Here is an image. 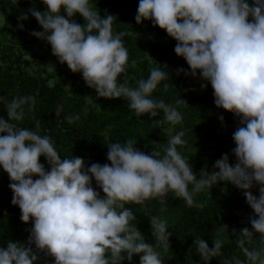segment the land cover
<instances>
[{"label":"clouds","instance_id":"obj_1","mask_svg":"<svg viewBox=\"0 0 264 264\" xmlns=\"http://www.w3.org/2000/svg\"><path fill=\"white\" fill-rule=\"evenodd\" d=\"M41 3L44 11L33 2L20 12L18 28L23 30V22L34 18L42 31L29 35L50 45L61 65L82 74L96 97L124 99L137 117L147 114L152 119L162 112L157 125L182 124L179 106L188 104L176 89L175 105L153 96L162 81L164 91L174 87L167 64L151 59L155 66L149 68L147 79L128 74L129 53L122 38L132 33L113 32L116 16L105 10L101 17L90 0ZM77 15L83 24L76 22ZM135 21L138 25L149 21L175 40L176 56L188 65L178 67L175 74L198 79L201 90L210 84L216 108L234 115L235 147L230 153L234 162L224 153L210 170L205 166L195 173L190 160L178 151L177 146L186 144L184 130L170 136L166 146L151 142L155 147L150 152L139 150L134 139L108 143L104 164L89 165L76 156L61 158L52 139L38 134L39 124L30 130L16 123L24 120L26 106L29 112L35 107V96H0L7 114L0 116V168L10 179L11 204L20 209L21 221L33 222L26 242L8 240L0 247V264H49V257L51 264L125 260L131 264L134 255H139L140 264H163L156 248L164 253L170 248L167 220L151 217L154 245L125 205L156 198L165 205L164 197L172 192L187 205L204 208V202L194 200L195 194L221 182L242 193L252 210L248 226L229 230L228 225L217 224L212 246L196 235L189 253L195 251L204 264L216 257L220 264H264V0H139ZM46 69L55 71V65L50 62ZM120 77L123 82L118 84ZM66 119L72 123L79 116ZM219 121L224 126L223 115ZM40 157L46 159L47 170ZM226 242L236 250L225 252Z\"/></svg>","mask_w":264,"mask_h":264},{"label":"trees","instance_id":"obj_2","mask_svg":"<svg viewBox=\"0 0 264 264\" xmlns=\"http://www.w3.org/2000/svg\"><path fill=\"white\" fill-rule=\"evenodd\" d=\"M33 2L38 10H45L41 0H0V13L8 10L0 27L5 39L22 44L25 42L21 36L25 32L41 29L32 17L23 22V30L17 26L20 12L30 8ZM90 3L96 7V10H100L101 17L105 10L116 16L117 21L113 24L114 33L118 31L132 33L122 38L129 53V75L133 74L136 79H147L149 68L155 66L153 61L159 65L169 66L171 84L175 88L169 87L164 91L165 81H162L153 96L175 105L176 91L180 93V98L188 104V106H179V111L184 117L182 124L157 125L155 120L163 116L162 112L159 117L152 119H149L147 114L137 117L134 111L127 107L128 102L124 99L99 98L95 104H91L88 101L96 92L86 86L82 74L72 73L66 64L61 65L57 59L55 71H49L41 66L33 69L31 67L33 62L28 58H22V52H15L12 45H0V96L7 95L11 99L16 95H33L36 98V105L32 111H27L26 106V116L24 120L16 122L18 126L35 130L39 124L38 134L48 135L52 139L61 158L72 156L83 158L92 152H97L96 163L100 164L108 163L106 159L108 143H123L128 139H134L139 150L150 152L155 147L151 142L166 146L170 136L184 130L186 134L183 139L186 144L183 147L177 146L178 151L190 160L195 173L198 174L205 166L210 170L215 160L220 158V147L225 144H230L228 153L231 163L230 153L235 147L232 133L237 127V121L232 113L216 108L210 84L206 89L201 90L198 79L175 74L178 67L188 69L186 61L177 57L174 52L176 41L168 37L167 33L158 26L154 28L149 21H145L142 25L136 24L135 16L139 0H90ZM62 14H64L63 10ZM249 19L251 20V17ZM6 32H9V35ZM147 57L152 62L150 65L146 64L149 62ZM132 61L137 62V68H142L139 73L137 68H132ZM122 82L123 77L118 78L117 83ZM129 83L131 84L132 81ZM106 100H110L109 103ZM70 115H78L79 119L69 123L66 117ZM220 115L224 116V122L231 132L217 136L215 132L220 123ZM0 116L7 118L2 104H0ZM168 129L171 130L170 134ZM188 143L198 146V150L192 154L188 151ZM211 144H215L217 151L208 155L205 150ZM40 163L46 170L48 169L44 157H40ZM36 178L33 177L34 180ZM9 183L8 175L0 168V247H5L8 240L26 242L28 229L33 226L31 220L28 224L23 223L20 209L11 204L13 193ZM92 186L96 188L94 180ZM189 187L192 188V185ZM253 191L257 194L255 189ZM100 194L103 196L102 191ZM158 199L146 200L142 205L127 204L125 207L133 210L139 221V230L146 240L154 245L156 241L152 238L151 217L159 216L167 220V231L172 234L170 248L166 253L161 247L156 248V251L161 253L163 264H204L195 251L189 253L193 243L192 238L202 235L211 247V237L217 224H226L229 230L232 228L238 230L248 226L247 218L252 214L242 193L231 184L223 182L214 185L210 190L205 189L195 194L194 200L204 202V208L189 206L183 198L175 197L172 192L164 197L167 200L165 205L159 204ZM131 223L135 224L137 221ZM235 250V245L225 243V252ZM48 260L51 264L50 257ZM220 260V257L213 258L211 264H220ZM123 264L129 262L125 260ZM131 264H140L139 255L133 256Z\"/></svg>","mask_w":264,"mask_h":264},{"label":"rangeland","instance_id":"obj_3","mask_svg":"<svg viewBox=\"0 0 264 264\" xmlns=\"http://www.w3.org/2000/svg\"><path fill=\"white\" fill-rule=\"evenodd\" d=\"M91 4V3H90ZM8 10H4L2 13H0V27L2 26ZM77 23L83 24V19L79 17L78 15L74 17ZM37 30V29H35ZM33 31V30H32ZM37 31H42V29H39ZM31 31L25 32L21 38L24 40L25 43H17V42H10L8 39H5L2 36V33L0 32V45H12L14 47L15 52H22L23 57L22 58H28L30 59L32 63V68L35 69L37 66L44 67L46 69V66L51 62L52 64H56V58L52 55V50L50 45L46 44V42L40 41L35 37H32L29 35ZM9 35V32H6ZM26 40V41H25ZM28 40V41H27ZM148 58V57H147ZM149 62H147V65H150L152 62L150 61V58H148ZM137 62L132 61V68H137L136 65ZM128 66V65H127ZM142 68L138 67L137 71L138 73L141 71ZM49 70V69H47ZM54 71V70H49ZM97 94L93 95V97L88 101L91 104H95L98 101V97H96ZM102 101V100H101ZM99 101V102H101ZM105 100H103L104 102ZM107 103H109L110 100H106ZM103 102H101L103 104ZM168 129V133H171V130ZM231 129L227 127V124L224 122V126L221 125V123L218 124L215 134L217 136H221L227 133H230ZM188 151H191V153H195V151L198 150V146H195L193 143H188L187 145ZM220 157L224 153H228L230 150V144H225L222 147H220ZM208 155L214 154L217 151V148L215 147V144H211V146L205 150ZM195 157V156H194ZM83 159L86 161V164L96 163L97 160V152H92L87 157H83ZM219 159V158H218ZM217 160V159H216ZM215 160V161H216ZM234 162V157H232L231 163ZM205 166V164L203 165ZM189 190L191 191V188L189 187Z\"/></svg>","mask_w":264,"mask_h":264}]
</instances>
